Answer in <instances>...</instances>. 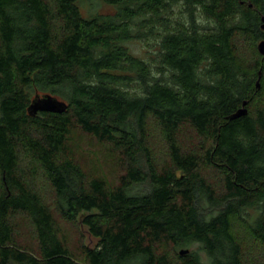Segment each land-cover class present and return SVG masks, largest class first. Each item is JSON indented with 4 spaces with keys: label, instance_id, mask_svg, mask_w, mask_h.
<instances>
[{
    "label": "trees",
    "instance_id": "16d2710c",
    "mask_svg": "<svg viewBox=\"0 0 264 264\" xmlns=\"http://www.w3.org/2000/svg\"><path fill=\"white\" fill-rule=\"evenodd\" d=\"M263 17L264 0H0V264H264ZM37 95L68 108L32 116Z\"/></svg>",
    "mask_w": 264,
    "mask_h": 264
},
{
    "label": "rangeland",
    "instance_id": "374dc122",
    "mask_svg": "<svg viewBox=\"0 0 264 264\" xmlns=\"http://www.w3.org/2000/svg\"><path fill=\"white\" fill-rule=\"evenodd\" d=\"M98 8L99 6L97 7V9ZM81 9L84 15L86 16H90L92 13H94V9L89 1L81 2ZM99 11L108 13L110 12V9L107 6L106 7L102 6L99 9ZM148 49L149 48L147 46V43L145 42L139 41L133 44V50L139 56L147 57ZM75 143L79 145L81 148V155H82L83 163L85 164V167L88 170L93 171L97 174H103L106 177H108L112 182L116 181V178L119 176L120 172H119L118 167L116 166L115 158H113L101 146L90 141L89 138H85V137H78V139L75 138ZM64 229L68 233L73 247H76L78 243V239H79L77 233L73 230L70 224L64 225ZM20 232H21V235L25 236L26 240L25 239L24 240L27 242L29 238H28V234L26 233V231L22 229L20 230ZM87 243L89 245H94L95 241L91 239V237H87ZM190 249L199 251L203 260L207 261V257L205 253L202 252L198 244H194L190 246Z\"/></svg>",
    "mask_w": 264,
    "mask_h": 264
},
{
    "label": "water",
    "instance_id": "95a60500",
    "mask_svg": "<svg viewBox=\"0 0 264 264\" xmlns=\"http://www.w3.org/2000/svg\"><path fill=\"white\" fill-rule=\"evenodd\" d=\"M263 24L262 29L264 30V17L262 18ZM259 52L264 56V40L258 44ZM261 75V73H260ZM260 81L257 82V88L260 89ZM248 102L243 103V107L240 108L235 114H233L232 119H238L247 114L248 110L245 106ZM68 104L64 101L59 100L58 98L52 95H37L33 100V103L29 107V113L32 116H36L39 112H54V113H63L67 110ZM190 252L188 249H183L180 251L181 255H186Z\"/></svg>",
    "mask_w": 264,
    "mask_h": 264
}]
</instances>
